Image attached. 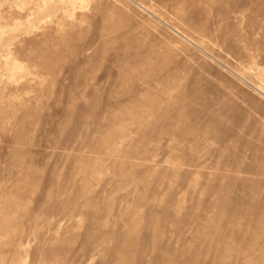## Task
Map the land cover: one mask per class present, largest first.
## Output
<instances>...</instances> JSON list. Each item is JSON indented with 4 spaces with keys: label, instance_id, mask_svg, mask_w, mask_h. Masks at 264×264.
<instances>
[{
    "label": "rangeland",
    "instance_id": "rangeland-1",
    "mask_svg": "<svg viewBox=\"0 0 264 264\" xmlns=\"http://www.w3.org/2000/svg\"><path fill=\"white\" fill-rule=\"evenodd\" d=\"M0 264H264V0H0Z\"/></svg>",
    "mask_w": 264,
    "mask_h": 264
}]
</instances>
